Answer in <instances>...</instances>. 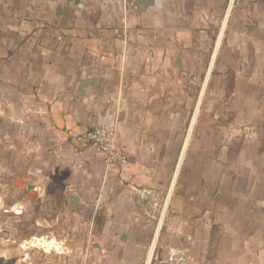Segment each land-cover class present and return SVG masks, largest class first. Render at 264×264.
Returning <instances> with one entry per match:
<instances>
[{"label":"crops","instance_id":"1","mask_svg":"<svg viewBox=\"0 0 264 264\" xmlns=\"http://www.w3.org/2000/svg\"><path fill=\"white\" fill-rule=\"evenodd\" d=\"M213 59L209 82L231 74V111L246 130L260 125L264 0H0V121L34 124L99 179L85 185L96 193L79 196L83 211L64 234L77 264H172L186 233L185 199L176 183L169 198L165 183L179 160V71L208 62L207 78ZM100 126L117 129L127 165L109 166L86 141ZM258 159L239 167L232 195L264 212V152ZM237 239L243 257L231 263L248 264L247 236Z\"/></svg>","mask_w":264,"mask_h":264},{"label":"rangeland","instance_id":"2","mask_svg":"<svg viewBox=\"0 0 264 264\" xmlns=\"http://www.w3.org/2000/svg\"><path fill=\"white\" fill-rule=\"evenodd\" d=\"M208 65L205 62L202 71L194 69L184 76L179 71V160L171 161L170 174L165 178L168 188L190 133ZM190 72L198 77H191ZM262 88L264 91V80ZM232 89L231 74L222 79L215 74L210 79L176 181L179 199H185L179 216L185 220L186 233H179V250L186 252L187 264L238 261L243 257L238 254L240 235L247 236L242 241L247 247L248 264H264V212L253 201H239L232 195L239 167L256 166L261 160L264 120L246 130L238 122L237 112L231 111L235 103V98H230ZM260 95L264 98V92ZM13 116L17 117L14 108ZM5 119V123L4 119L0 121V264L81 262L64 234L70 230L71 219L83 211L79 196L91 198L96 193L86 191L85 185L99 184L98 177L76 167L67 155L68 149L45 141L34 124L20 127L16 119ZM86 144L80 148L89 149ZM231 207L239 213L233 215ZM88 209L86 214H90L91 207ZM162 210L158 207L154 216L160 218ZM153 225L156 228V223ZM51 239L61 246L59 251L46 252L42 245L32 247L40 240Z\"/></svg>","mask_w":264,"mask_h":264},{"label":"built area","instance_id":"3","mask_svg":"<svg viewBox=\"0 0 264 264\" xmlns=\"http://www.w3.org/2000/svg\"><path fill=\"white\" fill-rule=\"evenodd\" d=\"M85 139L105 158L111 167L128 164L127 156L119 149V132L112 127H94L87 131ZM156 206V205H155ZM168 261L172 264H187L188 257L183 250L171 251Z\"/></svg>","mask_w":264,"mask_h":264},{"label":"bare ground","instance_id":"4","mask_svg":"<svg viewBox=\"0 0 264 264\" xmlns=\"http://www.w3.org/2000/svg\"><path fill=\"white\" fill-rule=\"evenodd\" d=\"M228 19V18H227ZM227 19H226V21H227ZM225 27H226V23L224 24V27H223V30H222V33H221V37H219L220 38V40H218L219 42H218V46H217V50H216V53H217V51H218V49H219V47H220V44H221V42H222V39H223V33H224V29H225ZM215 53V54H216ZM214 67V59L212 60V63H211V66H210V70H209V72H208V76H207V78H206V82H205V85H204V87H203V90H202V93H201V96H200V100H199V103H198V106H197V109H196V112H195V115H194V118H193V120H192V124H191V127H190V133H189V136H188V138H187V140H186V143L184 144L185 145V147H184V150H183V152H182V155H181V158H180V161H179V167L177 168L178 170H177V172H176V174H175V178H174V181H173V183H172V189H171V192H170V196H169V198L171 197V195H172V192H173V189L175 188V183H176V181H177V179H178V177H179V175H180V170H181V168H182V165H183V163H184V160H185V158H186V152L188 151V148H189V144H190V137H191V134L193 133V130H194V127H195V125H196V123H197V119H198V116H199V111H200V106H201V103H202V100H203V97H204V94H205V90H206V87H207V84H208V82H209V76L211 75V69ZM169 201V200H168ZM162 225V224H161ZM159 228H158V231H157V234H156V239L158 238V236H159ZM37 243V242H36ZM33 244L32 245V247L34 248V247H36L37 248V245L39 246V245H42V246H44V248L46 249V252H50L51 250H54V251H59L60 250V248H61V246L57 243V242H55L54 240H50V241H47V242H45L44 240H40V242H38L37 244ZM156 242H154V244H155ZM26 246V245H25ZM63 250V249H62ZM150 252V251H149ZM153 252V248H152V251H151V253ZM151 260V259H150ZM149 261V260H148ZM149 264V263H148Z\"/></svg>","mask_w":264,"mask_h":264},{"label":"water","instance_id":"5","mask_svg":"<svg viewBox=\"0 0 264 264\" xmlns=\"http://www.w3.org/2000/svg\"><path fill=\"white\" fill-rule=\"evenodd\" d=\"M66 240H69V241H71L69 236H67V237H66Z\"/></svg>","mask_w":264,"mask_h":264},{"label":"trees","instance_id":"6","mask_svg":"<svg viewBox=\"0 0 264 264\" xmlns=\"http://www.w3.org/2000/svg\"><path fill=\"white\" fill-rule=\"evenodd\" d=\"M101 225V224H100Z\"/></svg>","mask_w":264,"mask_h":264}]
</instances>
